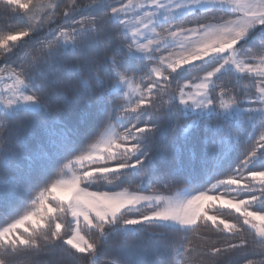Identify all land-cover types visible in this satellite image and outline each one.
Here are the masks:
<instances>
[{"label": "snow or ice", "instance_id": "6c2138e0", "mask_svg": "<svg viewBox=\"0 0 264 264\" xmlns=\"http://www.w3.org/2000/svg\"><path fill=\"white\" fill-rule=\"evenodd\" d=\"M0 17V264H264V0Z\"/></svg>", "mask_w": 264, "mask_h": 264}, {"label": "trees", "instance_id": "16d2710c", "mask_svg": "<svg viewBox=\"0 0 264 264\" xmlns=\"http://www.w3.org/2000/svg\"><path fill=\"white\" fill-rule=\"evenodd\" d=\"M5 23H9V24H11V23H13L11 20H5L4 18H2V17H0V26H3ZM175 191V189H173L172 190V192H174ZM171 194V193H170ZM139 251L141 252V254L145 257V258H149V259H151L152 258V256H151V251L150 250H148V249H145V248H141V249H139Z\"/></svg>", "mask_w": 264, "mask_h": 264}, {"label": "rangeland", "instance_id": "374dc122", "mask_svg": "<svg viewBox=\"0 0 264 264\" xmlns=\"http://www.w3.org/2000/svg\"><path fill=\"white\" fill-rule=\"evenodd\" d=\"M171 195H175V191L171 193Z\"/></svg>", "mask_w": 264, "mask_h": 264}]
</instances>
